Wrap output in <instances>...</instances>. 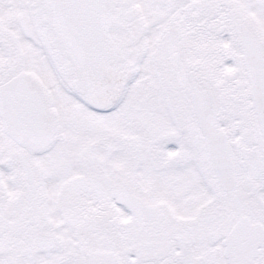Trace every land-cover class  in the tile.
<instances>
[{"label": "snow or ice", "instance_id": "6c2138e0", "mask_svg": "<svg viewBox=\"0 0 264 264\" xmlns=\"http://www.w3.org/2000/svg\"><path fill=\"white\" fill-rule=\"evenodd\" d=\"M0 264H264V0H0Z\"/></svg>", "mask_w": 264, "mask_h": 264}]
</instances>
